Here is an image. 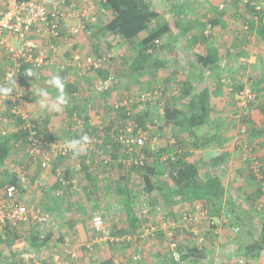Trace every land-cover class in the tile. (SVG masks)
<instances>
[{
	"label": "trees",
	"instance_id": "trees-1",
	"mask_svg": "<svg viewBox=\"0 0 264 264\" xmlns=\"http://www.w3.org/2000/svg\"><path fill=\"white\" fill-rule=\"evenodd\" d=\"M105 1L106 2L103 4L105 12L101 13L98 17L97 23L93 25L89 24L92 35L71 37L69 39L72 40L75 38L80 40L82 38L96 37L97 32L112 34L116 40L120 38L123 42L128 44L132 56L127 60L130 70L128 73H130L131 77L135 75L139 80L143 81L144 79V84L146 82L148 83L147 92L141 95L137 94L136 97L139 95L137 99L144 94H151L153 99L146 102H135L132 105L115 109L119 114L120 122L115 125V122L112 121L110 127L103 128L104 130L99 127H93L89 123V118L86 117L83 133L75 138L78 139L84 134H87L92 140L96 137L102 142L101 144L103 146L111 144V148L113 149V154L111 156L115 162L119 161L120 158L126 160L130 157L128 149L120 145L119 142L113 138V135H116V137L119 135V129L112 131L115 126L121 129L126 128L127 123H129L127 122L128 120L132 122L135 119L138 128L144 130L146 129L148 119H151L153 125L159 126L157 130L155 128L157 133H161L165 129H170L172 136L170 139L174 140L172 143L168 142L163 148L152 149L150 143H147L143 151L149 156V159L145 162L144 166L129 165L126 163L121 164L119 162L114 165L115 168L124 169L128 167L130 169L129 173L139 174L141 176V186L143 185L142 192H137V194H132L127 188H120L121 184H119L117 188L115 187L117 197L121 200L124 213H126L129 222L128 227L121 230V235L131 233L132 235H137L140 233L138 231L139 220L136 216L135 208L132 205L138 200L141 202V199H143V202H146L150 207L154 208L160 205L172 208L179 203L192 204L193 202H200L209 210L210 217L219 218L223 214H230L231 217H233V219H230L231 225L240 224L239 226H241V228L247 227L249 231L253 230L254 233H257L258 230L256 226L259 225L257 223H260L261 227L258 238L253 244L240 250L247 259H258L261 252L264 251V217L257 219L256 216H251L249 212L244 214L245 211L238 210L236 207H225V209H222L226 193L222 186L221 179L218 176L208 175L206 172H202L199 163H190L187 160V157L191 155V152L187 151L188 149L197 150L202 148L200 144L202 138L200 139L198 136V131L207 127L212 122L215 112L213 97L217 89L215 84H213L211 80L209 81V77L214 76L217 71L220 73L223 71L219 51L216 48L218 45L217 33H215L214 30L218 25L217 19H219V17L214 16L210 18L207 16V13L204 12L206 14H203V24L200 26L201 29L197 30L194 22H191L189 27H185L181 21L177 22L175 25L169 24L161 12L153 8L147 0ZM261 1L262 0H250L245 6L246 13L242 14L239 13L242 0H230V5L234 6L237 15L244 19L242 32L245 33V37H247L248 40L255 39V43H258V51L264 52V11H257V6ZM208 3V1H204L203 5L207 6L203 7L206 8L203 9V11L211 9L212 13H215V9L209 7L211 3ZM249 16L250 19H247ZM193 30L195 31L194 33L192 32ZM254 32H256V36ZM183 41L184 43H182ZM112 43H115V41ZM178 43H180L182 48L181 52L184 56L186 55V66L189 69L187 74L185 72L180 73L181 71L178 70L180 68V61L177 58L175 49ZM185 43L186 45H184ZM65 46L66 44L62 43L61 45L59 44L58 48L61 49ZM107 46L108 50L111 51V49H113L112 44H108ZM228 51L227 56H232L230 48ZM243 53V50L239 52L240 55H243ZM53 56H56V54H53ZM66 56L69 57L64 63V65H67L66 69L63 71L60 70V72L61 76L63 75V77L66 78L64 79L66 82V93L70 97V102L74 101L73 104H75L74 109L68 104L66 111L70 117H73L77 112H79L78 115L81 117L80 115H86V112L82 107L79 109L76 107L77 105L79 106L76 94L80 92V88L72 83L71 76L65 74L77 68V70H84L88 75L89 73L96 74L98 78L107 81L112 75V71L109 70H111L113 66L117 69V64L114 63L113 60H109V63H107L109 64V69L103 70L102 64L101 69L88 72L86 69L76 66L78 62H83L84 60L78 59L77 61L74 57L73 50L67 51ZM173 57L175 61L171 64ZM170 58H172L171 61H169ZM71 62L75 63V65L71 66ZM262 63L264 64V60H262ZM48 66L40 70H33L37 74L38 79L26 75L25 80L21 82L23 92H25L24 89L26 90L24 85L27 80L34 81L35 79H45L43 72ZM261 72L264 73V66L261 67ZM157 73L163 75L166 80L159 84L156 83L155 79ZM172 83L174 85L173 88L171 87ZM250 86V83L243 81L231 84V90L229 91L230 93L232 91L234 94L233 104L235 103V95H238L246 87ZM252 90L257 94L256 104L259 103L262 114L261 125L264 128V96L259 94L253 87ZM175 91L176 93H174ZM155 93H157L158 97H155ZM109 96L110 92L108 97ZM127 98L125 99H132L129 97ZM24 101H26V98H24ZM8 104L11 105L10 102H8ZM248 109H244V111H248ZM7 113L13 118L17 127L16 131L11 134L5 136L0 134V190L8 184L15 185L19 197H22L26 189L21 179L18 178L16 174L12 173L10 164L12 162L22 163L23 160L27 158L24 156L23 148L26 147L29 131L21 129L22 126L25 125V122L20 117L14 116L10 109ZM28 116L36 126L38 135L42 134L52 141V131H50L52 123L50 118L47 117L45 121H41L42 119L38 116ZM2 119L8 121L7 119L9 118ZM242 122L249 127L244 138L251 145H255V141L263 136L264 129L260 130L259 127L251 121L248 115L244 116ZM6 123L1 121L2 128H4V124ZM110 131L113 133L112 136L108 135ZM135 134H137V129ZM163 137L166 138L167 134L164 133ZM69 139H72V136L69 137ZM73 156L74 155L62 157L55 162L53 175L56 182L55 185L45 193L44 197L46 202H48V204H46L47 206H45L49 209L50 213H58L57 215H59V211L72 213L71 210H73V205L69 202V199L72 196L71 191L73 185L69 184L67 187H64L57 176L58 168L63 167V169H65L63 176H65L66 179L71 178L73 173L70 171L69 167L65 165L67 162L75 160L81 162L83 166L82 172L85 174L88 182V184H86L87 186L82 188L83 192L86 198L93 195V191L89 188L94 187L97 181L93 177L92 171H89L85 166L84 162L86 156L83 157L80 155L75 156V158ZM150 157L153 159L152 162H150ZM28 161L26 167H29V164H34L32 161ZM260 162L262 164V161ZM248 164L250 163L248 162ZM205 165L207 166L209 163L205 162ZM111 167H113V165H111ZM41 169L43 170V168L39 166V172ZM262 174L263 180L259 182V184L264 182L263 164ZM252 177L256 179L255 176ZM63 188H65V190H63ZM60 189L63 190L61 193L59 192ZM262 194H260L256 200L260 199ZM66 199H68V201L65 204ZM229 204L230 202L228 201V205ZM65 207L67 208L65 209ZM82 211H84V209ZM236 220H240L242 223H237ZM172 224L166 223L169 227ZM63 227V234L59 236L56 235L55 229L51 227H45L43 230L31 228L27 230L26 233L11 227L5 234L0 232V264H17V262L21 261L18 258L21 251L28 252L33 249L43 254L52 240H58V247H60V241L63 243L65 242L66 236L74 234V225L66 224ZM17 243H20L21 246H18ZM4 246L8 250V255L4 253ZM20 248L22 250H20ZM180 252L179 247V253ZM187 261H203V249L193 248L188 250L186 255L183 257L181 256V262L178 264Z\"/></svg>",
	"mask_w": 264,
	"mask_h": 264
},
{
	"label": "crops",
	"instance_id": "crops-1",
	"mask_svg": "<svg viewBox=\"0 0 264 264\" xmlns=\"http://www.w3.org/2000/svg\"><path fill=\"white\" fill-rule=\"evenodd\" d=\"M147 1L153 8L159 10L165 20L172 25L181 21L185 27H189L191 22H194V25L200 23V26H202V14L206 13L210 18L214 16L219 17V19H217L218 25L214 30L215 33H217L218 45L216 48L219 51L223 71L222 73L217 71L214 76L209 77V81L211 80L217 89L213 97L215 112L212 122L207 127L198 131V136L200 139H203H201L200 142L202 148L197 150L188 149L187 151H190L191 155L187 157V160L190 163H199L202 172L204 171L208 175L218 176L221 179L222 186L226 193L222 209H225V207H236L238 210L245 211L244 214L249 212L251 216H256L257 219L263 218L264 182L259 184V182L252 177L254 175L249 168L248 162L243 161V152L237 150L234 146V139L239 131H237V124H234L236 118L233 116L234 94L232 91L230 93L229 90H231L232 83L243 81L250 83L259 94L264 96V73L261 72V67L264 66L262 63V60H264V52L258 51V43H255V39L248 40L247 37H245V33L242 32L244 19L237 15L234 6L228 4L225 10H218L219 5L223 4L224 0H203V3L204 1L211 3L209 7L215 9L216 15L215 13H212L211 9L207 10L208 12L202 10L206 9L203 7L207 5H202L200 9H198V7H195L194 9V6L192 7L193 2L199 0ZM166 2L170 5L168 8H165L164 6ZM198 10L203 12H199ZM196 11L200 14L202 13V20L196 18ZM247 19H250V16ZM194 30L192 32H194ZM254 33L256 36V32ZM117 39L121 43L119 45L117 43H111L113 49L119 48L121 45L128 46V44L123 42L120 38ZM184 41L182 43H184ZM184 45H186V43ZM84 47L85 46H81V49ZM68 48L69 46H65L62 47V50L64 49L66 51ZM229 48L232 52V56H227ZM175 49L177 58L180 61V68L178 70L181 71L180 73L185 72L187 74L189 71L186 66L187 59L186 55L184 56L181 52L182 48L180 43L176 45ZM62 50L60 49L59 54H56L54 63L48 66L46 68L47 70H44L45 78L47 76L52 77V75L60 72V67L65 63L63 57L60 56L63 52ZM72 50L73 48H71L70 51ZM241 50L244 52L243 55L239 54ZM75 59L78 60V56H76ZM171 59L172 58H170L169 61H171ZM83 60L85 62L89 61V59ZM174 61L173 57L171 64L174 63ZM92 74L93 73H89L88 75L84 70H77V68H74L70 70L68 74H65L71 76L72 83L80 88V92L76 94L79 106L77 105L76 107L78 109L80 107L85 109L88 117H91L93 113L95 114L94 109L100 105V100L99 98L96 100L97 94L95 93V90L97 91L98 88H100L98 85L99 82L102 84H104V82L107 83L112 79L113 75V73H111L112 75L110 78L105 81L103 79L100 80L98 76L93 78ZM59 75L61 76V74ZM89 76L92 77L89 79ZM157 76L155 82L158 84L166 80V78L160 73H157ZM113 77L116 79V75ZM83 83L84 85H89V87L93 89L94 94L90 92L88 86L83 89ZM147 84L148 83L146 82L144 87L148 88ZM173 86L172 83L171 87L173 88ZM174 93H176V91ZM100 96L106 98L107 94L102 93ZM104 100L102 99L101 101ZM74 106L75 104L71 107L74 108ZM101 109H103V106H101ZM247 113L248 116H250L251 121L255 123L260 130H263L264 128L261 125L262 114L259 108V103L250 105ZM91 120L92 119L89 120V123L92 125ZM50 131H52V128ZM51 136L54 140L55 136L59 138L61 134L54 130V132L51 133ZM172 142H174L173 139H171L170 143ZM255 143L256 153L264 165V134L255 141ZM152 149H154V147ZM205 162H208L209 165L206 166ZM98 171H95L94 173ZM94 173L92 174L96 179L97 184H95L94 187L89 188L93 191V195L86 198L82 189L85 186H82L80 196H77V203H75V206L72 208L73 210H71V216L65 214L62 215V211H59V215H57L58 213L53 215L55 216L54 220L56 219L57 221L54 222L52 219L51 222L52 225L55 226L54 228H56L55 232L57 236L63 234V226L66 224L74 225V234L66 236L65 242L62 243L60 241V247H58V240L50 241L45 252L43 254L38 253L43 258L45 264H68L69 259L67 257L63 258L62 255L60 261H55V257L58 258V254L61 253L65 247L77 248L80 264H178L181 262V256L183 257L187 254L188 250L193 248H198L200 250L203 249V261H187L182 264H236L240 258H245L249 264H264V251L261 252L258 259L254 260L247 259L242 251H240L253 244L258 238V233L261 227L260 223H257L259 225L256 224L258 230L257 233H254L253 230L249 231L247 227L241 228V226H239L240 224L231 225L230 219H233V217H231L230 214H223L219 218L210 217L209 210L200 202H193L192 204L179 203L172 208L164 205L154 208L150 207L146 202H143V199H141V202L138 200L139 202L132 205L135 208L136 216L139 220L138 231L140 233L137 235H132V233L121 235V230L127 228L129 222L126 213H124L121 200L117 197V191H115L116 184L112 187L108 184L111 181H106L105 178L102 181H99L98 178H96L97 173ZM106 174L108 176L111 175L109 172H106ZM130 175L128 174V179L131 180ZM103 176L105 177V175ZM112 192L116 197H112V199L109 200L108 197L111 196ZM28 193L30 192L24 194V197L25 195H28ZM260 194H262L260 199L256 200ZM44 197L43 204L46 205L48 202H46ZM228 201L230 202L229 205ZM83 209L84 211H82ZM190 213L196 215L195 223L192 226H186L183 224L182 218L185 214ZM95 218L103 219V231L97 232L95 230ZM160 220H164V222L169 224L173 223L177 225L176 231L172 237L167 234L166 230L162 229L163 226L159 225ZM236 222L242 223L240 220H236ZM152 226L156 227L157 230L152 236H147L146 231L147 229H151ZM159 228L161 231L158 230ZM125 238H129L132 243L124 242L123 245H120V243L114 242H119V240L122 239L126 240ZM132 238H135L134 242ZM172 241L178 243L180 247L181 252L178 259L174 257L173 250H170V242ZM125 243L127 245H125ZM17 244L20 246V243ZM89 245H92V250L87 248ZM21 254H23L22 251L19 255ZM138 254L141 255L142 259L137 262L135 261V257Z\"/></svg>",
	"mask_w": 264,
	"mask_h": 264
},
{
	"label": "built area",
	"instance_id": "built-area-1",
	"mask_svg": "<svg viewBox=\"0 0 264 264\" xmlns=\"http://www.w3.org/2000/svg\"><path fill=\"white\" fill-rule=\"evenodd\" d=\"M249 1L242 0L239 9L240 14L246 13L245 6ZM105 2V0H0V86H11L10 82L16 81L15 90L10 97L0 96V107L4 102H10L11 113L25 122L21 129L28 130L29 135L26 147L23 148L24 154L28 160L39 164L43 169H48L53 161L68 157L73 153L67 149L66 144L52 142L44 135H38L36 126L29 119L25 110V94L21 85V82L26 78L25 71L28 69L40 70L54 63L55 56L53 54H59V44L65 43L67 46L69 38L91 36L92 31L89 24L97 23L98 17L105 12L103 7ZM224 2L230 5V0ZM226 6L223 3L220 5V9L223 10ZM257 11H264V0L257 6ZM104 61H106V57H98L94 60L91 58L88 62H78L76 66L86 69L88 72L96 71L101 69ZM70 65L74 66L75 63L71 62ZM66 66L63 64L60 70H65ZM155 97H158L157 93H155ZM127 99L123 103L117 104L115 109L132 105L135 102H146L153 97L151 94H144L136 100ZM234 99L236 107L239 110H244L256 103L257 94L250 87H246L238 95H235ZM1 121L3 123L7 121L0 118V134L5 136L7 132L2 128ZM79 123L85 124V121L81 120ZM136 129L137 134H135ZM246 132L247 128L244 127L235 136L234 146L243 152V161L250 163V169L257 182H262V164L256 153L255 145H251L244 138ZM113 138L128 149L130 157L127 161L129 165L144 166L145 162L148 161L149 156L143 151L147 144L146 135L134 121L127 123L126 128L120 130L119 135L113 136ZM96 141V138L94 140L91 138V144L81 154L83 157L86 156L84 163L87 168L93 165V160L90 159L88 153L94 150L93 142ZM153 142L156 143L157 141L153 139ZM154 146L152 144V148ZM73 157L75 158V156ZM99 157L101 158L96 163L101 161L99 165L108 167L110 160L104 155ZM82 168L81 162L77 161L75 172H82ZM57 172L59 181L64 187L74 184L72 177L66 179L60 169ZM195 218L194 213L185 214L182 218L183 224L192 226L195 223ZM51 220V216L46 214L43 208L30 210L23 205L19 201L18 190L15 185L8 184L0 190V232L3 234L11 227L25 233L27 227L28 229L43 230L48 227ZM94 227L97 232L103 231V219L95 218ZM176 227V224H172L170 227L168 226L169 229L164 227L162 229L171 236ZM156 230V228H152L153 232ZM170 245L174 257L178 259L180 257L178 243L171 242ZM87 248L92 250V245L87 246ZM3 249L5 250L6 247L4 246ZM22 252L23 254L19 255L21 261L17 264H45L38 251ZM58 255L59 257H55V261L67 257L69 259L68 264H80L77 248L65 247ZM135 260L138 262L141 257L137 255ZM236 264H249V262L245 258H240Z\"/></svg>",
	"mask_w": 264,
	"mask_h": 264
},
{
	"label": "rangeland",
	"instance_id": "rangeland-1",
	"mask_svg": "<svg viewBox=\"0 0 264 264\" xmlns=\"http://www.w3.org/2000/svg\"><path fill=\"white\" fill-rule=\"evenodd\" d=\"M223 3L225 5H228V4H226V2H223ZM158 4H162V3H158ZM214 4H216V3H214ZM202 5H203V0H199V1H194L192 4V7L194 6V9H195V7L196 8L198 7V9H200V7ZM164 6H165V8H168L170 5L167 4V2H166L164 4ZM218 10L221 11L220 5H219ZM224 10H225V8H224ZM198 11H196L197 12L196 18L199 20H202V18H201L202 13L200 14V13H198ZM199 12H203V11H199ZM203 18H204V16H203ZM104 20H105V17H104ZM195 27L197 28V30L201 29L200 23H196ZM117 40L115 39L114 36H112V34L97 32L96 37L93 36L90 38H82L80 40L74 38L72 40H69L68 44H67V46H69V48L66 51L64 49L62 50V48H61V50L63 52L60 56L63 57L64 62L67 60V58H69L68 56H66V52L70 51L71 48H73L74 57L78 56V59L80 58V59L87 60V59H91V58L94 59V58H98V57H106V61L103 63V70H105L106 68L109 67L108 66L109 64H107V63H109V60H113V62L117 64V69L115 68V66H113L112 69L109 70V71H112L111 73H113L111 80H109L107 83L104 82V84H102L101 82H99V84L97 83L99 85V87L102 89L98 88L97 91L95 90V93L97 94L96 95L97 97L96 96L95 97H96V100H97V98H99V100H100L99 107L101 109V106H103V109L100 110L99 107H96L94 109L95 114L93 113L91 117L89 116L90 119H92L91 120L92 126L96 127V128L99 127L102 130H104L107 127H110L112 121L115 122V125H117V123L120 122L119 114L117 111H115V106L117 104L123 103L125 98H127V97L136 100L139 97V95L147 92V90H146L147 87H144L145 85L143 83L144 79H143V81L139 80V78L136 77L135 75L131 77L130 73H128L130 70H129V63H127V60L129 57H132L131 52L129 51V48H128L129 46L121 45V47H119V48L111 49V51L108 50L107 45L111 44L113 41H115V44L117 43L118 45L121 43L119 40L118 41ZM73 44H75V45H73ZM70 46H71V48H70ZM81 46H85V47L81 49ZM114 46H116V45H114ZM126 55H127V57H126ZM43 73H45V71ZM57 73L61 74L60 72H57ZM115 75H116V79H114V77H113ZM92 76H93V78H95L96 74H92ZM92 76H89L88 78L90 79ZM50 78H51L50 76H47L45 79H40V80L35 79L34 81L27 80L25 82L26 83L24 85V87L26 88V90L24 89V91H25L24 92L25 93L24 98H26V101L24 103L25 104V110H26V113L28 115H30L31 117H37V116L40 117L42 119L41 121H45L47 119V117L50 118L51 123H52L51 124L52 132H54V130H56L57 132H59L61 134V136L59 138H57L55 136V139L52 140V142H56L59 144H66V141L70 140L69 139L70 135L72 136V139H76L75 137H78V135H81L83 133L85 124H82L79 122H81V120L85 121V118L88 116L85 114H82V115H80L81 117H79V115H78L79 112H77L75 115H73V117H70L66 111L67 106L62 107L59 112L48 111L44 108H41L40 104L38 103L40 97H38L36 95V93L39 91L40 88H45L49 91L51 100H54L55 96L57 95V91L54 88L49 87L46 83V81ZM84 83L82 85L83 89H85L87 86L89 87V85H86V84L84 85ZM250 88L252 89L251 86H250ZM89 89H90V92H92L94 94L93 89H91V87H89ZM109 92H110V96L108 97ZM102 93H106L107 97L104 98L103 96H100ZM137 94H139L138 97H136ZM102 99L103 100L105 99L104 100L105 102L101 101ZM96 100H95V102H96ZM73 102L74 101L69 102L70 107L73 105ZM96 106H97V103H96ZM9 109H10V105L8 104V102H4L2 104V106L0 107V118L1 119L2 118H9V119H7L8 121L6 124H4L5 126L3 128L7 132V134H11V133L15 132L16 127H17V124H15V122L13 121V118L10 117L9 113H7V111H6ZM233 110H234L233 116L236 117L234 124H237L236 125L237 131L240 132L244 127L249 129V127L242 122V119L244 118V116H246L248 114L247 111L239 110L236 107L235 103L233 104ZM236 111H238V112H236ZM225 116H227V115H225ZM133 121L135 122V119ZM127 122H130V120H128ZM117 127L118 126H115L112 131L119 129V132H120V130H122L121 128H117ZM158 127L159 126L152 124L151 119H148V123L146 124V129H144V130L142 129L146 135V138H147L146 142L150 143L151 148H152V144L155 145L154 148H163L164 146L167 145L168 142L171 141L170 138H172V136H171L170 129H168V130L165 129L163 132L157 133L155 131V128L157 130ZM164 133L167 134L166 138L163 137ZM108 135L111 136V135H113V133H111V131H110V132H108ZM113 136H116V135H113ZM94 138H96V137H94ZM153 139H155L157 142L154 143ZM101 143L102 142H100L98 139L96 142H93L94 150H92V152L89 151V153H88V155H90V159L93 160V165L90 168H88V170L92 171V173L99 170L98 172H96L97 174L94 173V174H96V178H98L99 181H102L104 178L106 181H109V182L111 181L108 184L111 185L112 187H114V184H116L115 187L117 188L119 186V184H121L120 188H122V189L127 188L129 190V192H131L132 194L133 193L137 194V192H142L143 185L141 186V177L139 174L129 173L130 169L128 167L123 169V168H115V166H114L118 162L121 164H124L125 161H126V164H129L127 159L125 160V159L119 157L120 161L115 162L111 156L113 154V149L111 148L112 145L108 144V145L103 146ZM102 155H104L108 160H110L108 167H106V166L103 167V166L99 165L101 161L98 162V164L96 163V161H98V159L101 158L99 156H102ZM24 156H26V155H24ZM152 161H153V159L150 157V162H152ZM28 162L29 161H28V157H27L26 159L23 160L22 163L21 162H19V163L12 162L10 164V168L12 170V173L16 174L18 176V178L21 179L23 186L26 189L25 194H27V192H30V193H28V195H25V197H24V195L22 197H19V201L23 205H25L27 208H29L30 210L43 208L45 213L48 214L49 216H51V218L54 220L55 216H53V215L55 213H50L49 209L45 206V204H43L44 203L43 197L45 196V193L55 185L56 181H55V178L53 175V168L55 166L56 161H53L51 166L48 169H43V170L41 169L42 171L40 170V172H39V166H40L39 164H36V163H34L33 165L29 164L30 166L26 167V164ZM76 163H77V161L76 162L70 161V162H67V164H65V165H67V167H69L70 171L73 173L71 175V177L74 180V184H73V189L71 191L72 196L69 199V202L73 206H75V203H77L76 202L77 196H80V191H81L82 186H86V184H88L87 179L85 177V174L83 172H78V173L75 172ZM111 165H113V167H111ZM65 168H66V166H65ZM249 168H250V164H249ZM59 169H60L61 173H63L65 170V169H63V167H59L58 170ZM106 172H109L111 175L108 176L106 174ZM128 174L129 175L131 174L130 175L131 180L128 179ZM103 175H105V177ZM63 190H65V188H63ZM63 190L60 189L59 192L61 193ZM115 191H116V189H115ZM112 197H114V198L116 197L113 195V192L111 193V196L108 197V199L110 200V199H112ZM67 201H68V199H66L65 204ZM136 202H139V201H136ZM66 208L67 207H65V209ZM80 212H82V211H80ZM64 214L67 216H71L70 213L62 211V215H64ZM56 221L57 220L55 219L54 222H56ZM159 225L163 226L164 228H168V225H166V222H164V220H160ZM50 227L51 228L55 227L54 225H52V222L49 223V226L47 228H50ZM152 228H156V227L152 226L151 229H147V231H146L147 236H152V234L154 233L152 231ZM54 229H56V228H54ZM27 230H29L28 227H27ZM158 230L161 231L160 228ZM175 231H176V229L174 230V233H175ZM173 234L170 237H172ZM125 239L126 240L122 239L123 241L119 240V242H117V241H114V242L120 243V245L121 244L123 245L124 242H127V243L131 242L132 243V241L129 240V238H125ZM132 240L134 242L135 238H132ZM125 245H127V244L125 243ZM170 250L172 251L171 246H170ZM5 254L8 255L7 250H5ZM138 256L141 257L140 254H138ZM141 259H142V257H141Z\"/></svg>",
	"mask_w": 264,
	"mask_h": 264
},
{
	"label": "clouds",
	"instance_id": "clouds-1",
	"mask_svg": "<svg viewBox=\"0 0 264 264\" xmlns=\"http://www.w3.org/2000/svg\"><path fill=\"white\" fill-rule=\"evenodd\" d=\"M25 74L28 77H35L38 79L37 74L32 69L26 70ZM46 83L49 87L54 88L57 91V95L54 100H51L49 91L45 88H40L36 93V95L40 97L38 101L40 107L48 111L59 112L62 107L68 106L70 97L66 93V82L64 78H62L59 74H55L48 79ZM10 84L11 86H0V96H11L15 90L16 81H11ZM90 144L91 138L87 134H84L78 139H70L66 141L67 149L71 151L74 156H80L83 154Z\"/></svg>",
	"mask_w": 264,
	"mask_h": 264
}]
</instances>
